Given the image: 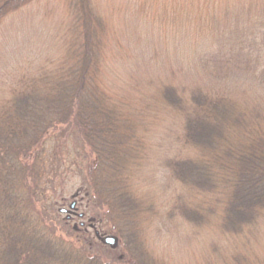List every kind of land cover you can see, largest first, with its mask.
Listing matches in <instances>:
<instances>
[{
	"label": "trees",
	"instance_id": "obj_1",
	"mask_svg": "<svg viewBox=\"0 0 264 264\" xmlns=\"http://www.w3.org/2000/svg\"><path fill=\"white\" fill-rule=\"evenodd\" d=\"M27 1L0 0V22ZM77 4V25L63 39L58 61L28 71L0 104V264H163L140 248L150 206L137 197L133 180L139 166L134 157L143 149L134 115L143 101L162 104L179 119L181 143L191 153L165 163L175 183L193 195L191 201L177 196L166 216L198 231L217 225L220 234L242 240L251 252L222 255L215 264H264V110L247 108L237 93L254 88L264 99V55L256 56L260 73L243 71L236 55L211 70L210 79L218 82L210 81L208 89L194 85L182 92L164 85L152 100L136 98L135 107L132 96L118 101L109 95L99 27L84 1ZM52 138L59 145L76 140L71 151L85 165V196L104 209L102 219L120 237L123 258L91 254L82 225L70 230L75 240L68 242L36 215L46 213L40 195L47 175L57 170L55 155L46 158Z\"/></svg>",
	"mask_w": 264,
	"mask_h": 264
},
{
	"label": "rangeland",
	"instance_id": "obj_2",
	"mask_svg": "<svg viewBox=\"0 0 264 264\" xmlns=\"http://www.w3.org/2000/svg\"><path fill=\"white\" fill-rule=\"evenodd\" d=\"M83 1L100 30L104 85L118 101V97L130 101L132 96L135 106L139 103L136 98L152 100L155 97L152 95L164 85L182 92L194 85L208 89L210 81L218 82L217 77L210 79L211 70L221 68V63L233 60L236 55L243 61L240 64L243 71L261 72L256 56L264 55V0ZM77 3L78 0H28L0 22V104L6 103L10 89L28 71L35 72L49 62L58 61L63 39L77 25ZM253 83L254 80L249 84ZM237 93L247 108L264 110V99L256 89L246 88ZM147 103L143 101V107L134 115L143 146L134 157L139 163L133 176L134 191L150 204L140 226L143 233L140 248L163 264H205L206 259L215 264L222 255L250 254L246 243L228 240L219 233L217 225L198 231L166 216L177 196L185 201L193 198L169 176L165 164L184 157L187 150L180 140L179 119L165 113L162 104ZM76 145L72 138L61 145L56 140L49 145L46 158L55 155L53 165H57V170L48 173L42 198H36L46 213L36 215L42 221V214L46 218L43 222L68 242L75 240V235L70 237V230L82 224L87 233L85 239L92 240L87 244L91 254L102 260L121 259L124 253L117 247L121 244L120 237L113 233L110 222L102 219L101 205L85 196L87 172L71 151ZM86 155L89 157L88 152ZM74 202L77 213L84 216H75L66 224V214L59 210L68 209ZM92 225L94 228H90ZM108 237L114 239L113 245L103 242ZM236 247H240L239 251Z\"/></svg>",
	"mask_w": 264,
	"mask_h": 264
},
{
	"label": "water",
	"instance_id": "obj_3",
	"mask_svg": "<svg viewBox=\"0 0 264 264\" xmlns=\"http://www.w3.org/2000/svg\"><path fill=\"white\" fill-rule=\"evenodd\" d=\"M73 207H74V204H72L70 208L72 209ZM59 211H60V213H66L67 212V210H65V209L64 210L60 209ZM103 242L108 244V245H113L114 244V239L108 237V238H105Z\"/></svg>",
	"mask_w": 264,
	"mask_h": 264
},
{
	"label": "flooded vegetation",
	"instance_id": "obj_4",
	"mask_svg": "<svg viewBox=\"0 0 264 264\" xmlns=\"http://www.w3.org/2000/svg\"><path fill=\"white\" fill-rule=\"evenodd\" d=\"M77 206H76V204H75V206H74V208H73V212L71 211H69L68 213H67V215H70V221L72 220V219H74L75 218V216H77ZM80 225H82V224H80Z\"/></svg>",
	"mask_w": 264,
	"mask_h": 264
}]
</instances>
